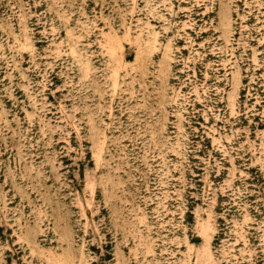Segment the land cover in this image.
Here are the masks:
<instances>
[{"label":"rangeland","instance_id":"1","mask_svg":"<svg viewBox=\"0 0 264 264\" xmlns=\"http://www.w3.org/2000/svg\"><path fill=\"white\" fill-rule=\"evenodd\" d=\"M0 264H264V0H0Z\"/></svg>","mask_w":264,"mask_h":264}]
</instances>
